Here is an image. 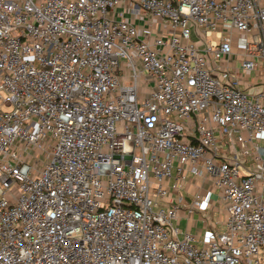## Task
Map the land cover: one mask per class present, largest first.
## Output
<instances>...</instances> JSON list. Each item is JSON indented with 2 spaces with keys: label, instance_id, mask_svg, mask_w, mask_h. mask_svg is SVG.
<instances>
[{
  "label": "built area",
  "instance_id": "built-area-1",
  "mask_svg": "<svg viewBox=\"0 0 264 264\" xmlns=\"http://www.w3.org/2000/svg\"><path fill=\"white\" fill-rule=\"evenodd\" d=\"M0 264H264V0H0Z\"/></svg>",
  "mask_w": 264,
  "mask_h": 264
},
{
  "label": "crops",
  "instance_id": "crops-1",
  "mask_svg": "<svg viewBox=\"0 0 264 264\" xmlns=\"http://www.w3.org/2000/svg\"><path fill=\"white\" fill-rule=\"evenodd\" d=\"M128 19L138 30H141V28L149 24V19L140 10L129 14ZM165 29H169V32L171 31L168 27ZM152 30L156 36L161 35L164 32L162 23L155 21L152 25ZM148 90V86L141 83V94L146 93ZM197 187H200L199 192L202 196V208L190 210L189 206L192 204L193 194ZM174 197L172 196L171 198L174 199ZM180 197L182 199L179 206L180 209L177 218L173 221L174 227L179 230L178 238H181L184 233H189L195 237L194 245L196 247L201 248L207 246L216 232L224 231V205L220 202L214 189L209 187L206 182L199 181L191 175L187 176L186 184L180 192ZM219 218L222 219L221 222Z\"/></svg>",
  "mask_w": 264,
  "mask_h": 264
},
{
  "label": "rangeland",
  "instance_id": "rangeland-1",
  "mask_svg": "<svg viewBox=\"0 0 264 264\" xmlns=\"http://www.w3.org/2000/svg\"><path fill=\"white\" fill-rule=\"evenodd\" d=\"M212 39H213V40L215 39L214 36H212ZM122 64H124L123 61H122ZM124 70H125V69H124ZM256 77H257V76H256V73L252 71V72H251V76H250V78H249V79H250L249 81L252 82L253 79L256 78ZM258 82H259V81H257V83H258ZM2 109H3L4 111H9V110H10V108H2ZM173 174H174V173H173ZM219 221L221 222L222 219L219 218ZM181 238H182V237H181Z\"/></svg>",
  "mask_w": 264,
  "mask_h": 264
}]
</instances>
